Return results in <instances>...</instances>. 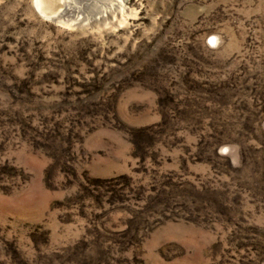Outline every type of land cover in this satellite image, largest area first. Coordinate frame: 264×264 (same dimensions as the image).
<instances>
[{"label": "rangeland", "instance_id": "obj_1", "mask_svg": "<svg viewBox=\"0 0 264 264\" xmlns=\"http://www.w3.org/2000/svg\"><path fill=\"white\" fill-rule=\"evenodd\" d=\"M45 4L0 0V264H264V0Z\"/></svg>", "mask_w": 264, "mask_h": 264}, {"label": "bare ground", "instance_id": "obj_2", "mask_svg": "<svg viewBox=\"0 0 264 264\" xmlns=\"http://www.w3.org/2000/svg\"><path fill=\"white\" fill-rule=\"evenodd\" d=\"M34 1V6H35V8L41 13V14H43V15H45V16H48V17H52V18H54L55 20H58V17H59V13H57V12H55V10H54V12H52V11H49V9H51V8H49L48 10H47V5L45 4L44 5V0H33ZM46 1V0H45ZM51 2H52V0H51ZM63 2V1H62ZM49 3V2H48ZM60 3V2H59ZM53 4L54 3H52L51 5L53 6ZM71 5V4H70ZM50 6V5H49ZM70 7V6H69ZM70 9V8H69ZM63 13H64V11H62ZM53 13V14H52ZM51 14V15H50ZM51 18V19H52ZM53 19V20H54ZM62 19V18H61Z\"/></svg>", "mask_w": 264, "mask_h": 264}]
</instances>
